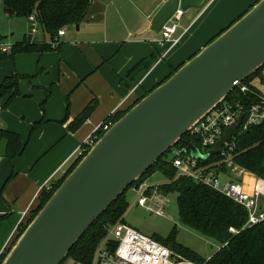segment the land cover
Wrapping results in <instances>:
<instances>
[{"label":"crops","instance_id":"crops-1","mask_svg":"<svg viewBox=\"0 0 264 264\" xmlns=\"http://www.w3.org/2000/svg\"><path fill=\"white\" fill-rule=\"evenodd\" d=\"M164 1L92 0L79 28L67 27L58 46L0 59V87L6 77L20 76V93L0 110V129L26 143L23 154L10 159L0 141V257L43 190L64 176L105 121L130 109L259 0H206L186 8L175 45L149 30ZM27 36L37 44L52 41L42 30ZM2 37L14 44L25 36ZM92 102L88 117L76 125ZM236 172L222 170L223 182L248 180L251 189L257 175Z\"/></svg>","mask_w":264,"mask_h":264},{"label":"water","instance_id":"water-1","mask_svg":"<svg viewBox=\"0 0 264 264\" xmlns=\"http://www.w3.org/2000/svg\"><path fill=\"white\" fill-rule=\"evenodd\" d=\"M206 0H165L149 30ZM79 28V25L77 26ZM264 66V0H259L98 138L16 240L1 264H61L98 218L191 128ZM244 115L205 153L221 152Z\"/></svg>","mask_w":264,"mask_h":264},{"label":"trees","instance_id":"trees-1","mask_svg":"<svg viewBox=\"0 0 264 264\" xmlns=\"http://www.w3.org/2000/svg\"><path fill=\"white\" fill-rule=\"evenodd\" d=\"M91 1L92 0H0V7L3 5L4 11L10 17L17 16L29 19L31 15H34L42 31L54 39L61 28L79 25L85 19ZM3 38L4 37L0 38V42L3 41ZM50 47L51 45L45 42L40 44L33 43L31 37L26 35L22 41L14 43L10 51L3 52L0 48V59L14 58L19 52L42 51ZM263 69L264 66L242 83V85L248 87V91L243 92L240 87H237L230 93L227 100L233 102L239 101L244 105L245 109H248L252 104L264 99L263 94L251 82L255 76L262 73ZM176 70L177 69H175L171 75ZM19 78L20 76L18 74H13L6 77L3 81L0 87V104L2 105V109L20 93ZM151 91L140 94L138 101ZM4 99L5 101L3 102ZM94 106L95 102H92L86 108L85 112L77 118L76 125L80 124L88 117ZM128 110L117 113L115 117L112 118V122L115 123ZM104 132L103 129H100L96 132V135L100 138ZM0 141L6 143V156L10 159L21 156L26 148V143H23L18 134L9 132L6 129H0ZM192 142H195L197 146L201 147L200 139L191 136L190 133H187L175 146L190 147ZM235 142L236 147L232 153L235 164L244 168L246 171L264 178V122L259 125H253L245 131H242L241 127L235 137ZM170 151L171 149L151 166L137 182L130 186L112 203L74 246L61 264L67 259L74 261V264H94L97 249L101 243L105 241L111 228L119 222H127L125 214L130 205L127 198L128 191L131 190L134 185L146 181L157 171L162 172L167 179L166 182L158 184V188L165 195L169 196L174 193L177 195L180 222L203 236L216 240L221 244V247L210 258L206 259L194 249L177 241V226H174L167 237L163 238L162 236L154 234L152 235L154 238L184 257L199 263L264 264V222L253 226L246 225L248 221V212L244 206L229 198L224 193L196 181L189 175L181 173L178 168L172 164ZM86 153L87 152L80 155L75 160L61 179L54 183L49 189L43 190L39 197L38 207L33 209L32 213L21 223V227L11 246L1 255L0 264L3 262L16 240L27 228L28 224L38 214L52 194ZM221 160L222 156L218 153L211 155L206 160L199 159V162L201 165L210 166ZM227 169L226 163H222V170L225 171ZM231 227L235 228L237 233L231 232ZM109 242H111V246H115L113 241L108 240V243Z\"/></svg>","mask_w":264,"mask_h":264},{"label":"built area","instance_id":"built-area-1","mask_svg":"<svg viewBox=\"0 0 264 264\" xmlns=\"http://www.w3.org/2000/svg\"><path fill=\"white\" fill-rule=\"evenodd\" d=\"M185 13V9L178 8L166 24L161 29L162 39L171 42V45L177 43L174 34L177 31L180 20ZM34 24L33 32L37 29V19L34 15L29 17ZM66 28L59 30L58 35L52 39L50 45L56 47L60 44V37L66 33ZM12 43L0 42V48L3 52H8L12 48ZM241 91H248L246 85L239 84ZM2 105L0 104V110ZM244 115L241 126L242 131L247 130L253 125H259L264 122V99L252 104L248 109L239 101H230L225 99L212 109L206 116L200 119L189 131L191 136L197 137L201 141V151L205 153L209 149L215 148L217 142L225 134L226 129L234 126L241 115ZM113 125L112 121H105L100 129L107 131ZM97 132V131H96ZM96 132L89 137L83 145L79 155L87 152L98 140ZM238 132L227 141L222 149V160L210 166L201 165L198 158L192 156L191 148L187 146H174L171 148L170 156L172 164L178 170L196 181L207 185L215 190L224 193L229 198L244 206L248 212V226H253L264 222V178L256 176L254 186L249 189L242 180L222 181L221 171L222 163H226L239 174L246 171L233 161L232 153L235 150V137ZM136 192L137 204L154 215L168 216L167 207L170 204V196L165 195L157 185H151L147 181L140 182L131 188ZM230 231L237 233L233 227ZM110 232L114 238L111 242L98 247L94 264H206L184 257L175 250L165 246L152 235L140 231L128 222H119L114 225Z\"/></svg>","mask_w":264,"mask_h":264},{"label":"rangeland","instance_id":"rangeland-1","mask_svg":"<svg viewBox=\"0 0 264 264\" xmlns=\"http://www.w3.org/2000/svg\"><path fill=\"white\" fill-rule=\"evenodd\" d=\"M32 26H34V24L25 17L8 16L4 11L3 5H1L0 36H5V39L13 41L31 34ZM37 26L39 31L42 30L39 25ZM251 82L264 96V69L262 73L255 76ZM166 180L165 175L162 172L157 171L154 172V174H152L146 181L150 184H161L166 182ZM245 182L249 184L248 180ZM252 182V186H254L255 180L253 179ZM136 195V192L132 190H129L127 193L130 205L126 211L125 219L128 223L138 228L140 231L146 233L147 235L156 234L165 238L171 233L174 226H177V241L194 249L202 257L208 259L220 249L221 244L219 242L212 238L203 236L194 229L189 228L180 222L177 195L175 193L169 195L171 200L166 210L168 216L154 215L145 208L139 206L136 201ZM113 238L114 236L110 232L105 241L102 242L101 246L104 247L106 242L108 240H112ZM63 264H74V261L67 259Z\"/></svg>","mask_w":264,"mask_h":264}]
</instances>
